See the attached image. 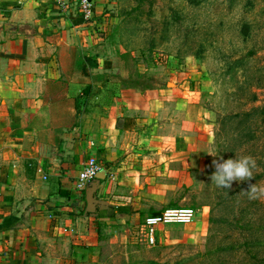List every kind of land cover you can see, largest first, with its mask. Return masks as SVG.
<instances>
[{"label":"rangeland","instance_id":"374dc122","mask_svg":"<svg viewBox=\"0 0 264 264\" xmlns=\"http://www.w3.org/2000/svg\"><path fill=\"white\" fill-rule=\"evenodd\" d=\"M43 1L69 20L63 27L76 56L101 71L93 81L65 83L68 113L71 94L91 85L75 109V123L85 121L80 135L111 106L97 105L105 102L94 97L102 89L177 99L174 107L141 111L146 126L160 128L142 134L158 144L138 157L135 186L142 190L133 201L143 208L131 211L138 216L112 212L86 250L52 236L51 254L62 251L56 264H264V195L244 192L251 184L264 188V0H90L88 16L78 0H65L66 7ZM131 152L127 147L122 157ZM239 156L255 159L253 178L216 187L212 161ZM174 206L197 209L195 220L158 224L157 241L148 244L146 226Z\"/></svg>","mask_w":264,"mask_h":264},{"label":"crops","instance_id":"0c3cea01","mask_svg":"<svg viewBox=\"0 0 264 264\" xmlns=\"http://www.w3.org/2000/svg\"><path fill=\"white\" fill-rule=\"evenodd\" d=\"M43 3L0 0V264H56L62 251L51 254L52 236H67L73 250H86L104 219L138 216L131 212L143 208L133 201L141 188L135 186L138 157L158 144L142 134L159 127L146 126L141 111L177 104L176 95L163 92L145 99L137 90L102 89L94 97L105 102L96 104L111 106L90 120V134L80 135L85 121L75 123L74 99L83 90L71 94L68 113L65 83L90 82L101 71L76 56L74 38L64 30L69 20ZM127 147L136 152L123 158ZM89 156L99 157L103 177L78 190L75 179Z\"/></svg>","mask_w":264,"mask_h":264},{"label":"built area","instance_id":"2783aa9c","mask_svg":"<svg viewBox=\"0 0 264 264\" xmlns=\"http://www.w3.org/2000/svg\"><path fill=\"white\" fill-rule=\"evenodd\" d=\"M80 11L88 16L91 13L90 0H78ZM58 6L66 7L65 0H54ZM102 169V165L95 156H89L78 171L75 179L76 189L82 190L87 183L95 178L96 174ZM198 210L191 207H167L156 216L145 229V239L148 244L154 245L157 241L156 230L158 224H189L196 218Z\"/></svg>","mask_w":264,"mask_h":264},{"label":"clouds","instance_id":"9594fccd","mask_svg":"<svg viewBox=\"0 0 264 264\" xmlns=\"http://www.w3.org/2000/svg\"><path fill=\"white\" fill-rule=\"evenodd\" d=\"M209 155L216 156L215 153ZM212 165L215 171L210 179L218 188H231L234 181H245L253 178V169L256 168V161L251 156H239L236 159L220 160L214 159ZM249 199H256L264 195V188L251 184L247 191H244Z\"/></svg>","mask_w":264,"mask_h":264},{"label":"trees","instance_id":"16d2710c","mask_svg":"<svg viewBox=\"0 0 264 264\" xmlns=\"http://www.w3.org/2000/svg\"><path fill=\"white\" fill-rule=\"evenodd\" d=\"M245 28H248L247 25H245ZM90 90V86H86L83 91L82 94L80 96H77L74 100H75V106L79 107V104L81 103V101L84 102V98L87 96L88 92ZM97 228V227H96Z\"/></svg>","mask_w":264,"mask_h":264},{"label":"water","instance_id":"95a60500","mask_svg":"<svg viewBox=\"0 0 264 264\" xmlns=\"http://www.w3.org/2000/svg\"><path fill=\"white\" fill-rule=\"evenodd\" d=\"M103 169H101L95 176L94 179H92L90 182L87 183V185L91 184L92 182L94 181H97L99 178H102L103 177ZM87 201H88V205L90 206L91 205V197L90 195L88 194V198H87Z\"/></svg>","mask_w":264,"mask_h":264}]
</instances>
